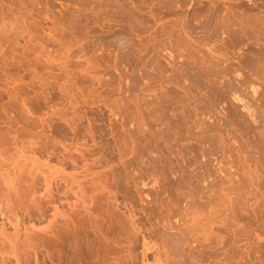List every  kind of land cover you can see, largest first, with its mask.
Returning a JSON list of instances; mask_svg holds the SVG:
<instances>
[{"label":"rangeland","instance_id":"374dc122","mask_svg":"<svg viewBox=\"0 0 264 264\" xmlns=\"http://www.w3.org/2000/svg\"><path fill=\"white\" fill-rule=\"evenodd\" d=\"M26 184L40 244L0 264H51L57 204L87 241L136 236L133 264L143 235L150 264H264V0H0L3 212Z\"/></svg>","mask_w":264,"mask_h":264},{"label":"bare ground","instance_id":"6f19581e","mask_svg":"<svg viewBox=\"0 0 264 264\" xmlns=\"http://www.w3.org/2000/svg\"><path fill=\"white\" fill-rule=\"evenodd\" d=\"M45 142V141H43ZM41 142V143H43ZM36 143V142H35ZM52 143V142H51ZM50 143V144H51ZM38 144H39V141H38ZM47 144V142H46ZM46 144L44 143L43 146H46ZM37 145V143H36ZM65 146V144L63 145ZM67 146V145H66ZM37 147V146H36ZM48 147V146H47ZM58 147V146H57ZM68 147V146H67ZM67 147L65 149H67ZM78 147V146H77ZM76 147V148H77ZM40 148V147H39ZM79 148V147H78ZM38 149V148H37ZM80 149V148H79ZM79 149H77L79 151ZM67 151V150H66ZM84 151V150H83ZM63 152V151H62ZM70 152V151H69ZM80 152V151H79ZM68 153V152H67ZM73 153V152H72ZM72 153H69L68 156L70 158V160L72 159V162H74L75 160H73L74 158V155L75 154H72ZM81 153V152H80ZM83 153V152H82ZM61 154V153H60ZM86 154V153H84ZM64 156V153L61 154ZM60 155V156H61ZM56 156V155H55ZM79 156V155H78ZM86 156V155H85ZM66 159L68 157H65ZM65 158H60V161L61 159H65ZM68 158V159H69ZM65 159V160H66ZM77 159V158H76ZM84 159V158H83ZM86 159V158H85ZM63 162V161H62ZM78 162V161H77ZM66 163V162H65ZM71 163V162H70ZM75 163V162H74ZM86 164V163H85ZM75 165V164H74ZM87 165V164H86ZM30 169V168H29ZM28 169V170H29ZM19 170V169H18ZM21 172H22V169H20ZM24 170V169H23ZM34 170V169H33ZM25 171V170H24ZM32 170L30 171H26L28 173V175H33L31 173ZM86 171V170H85ZM20 172V171H19ZM82 172V171H81ZM90 172V171H89ZM18 174V173H17ZM75 174V173H74ZM87 174H90V173H87ZM86 173L84 175H87ZM19 178V182L22 181V180H28V176L27 177H24L23 175H20V173L18 175ZM76 176V175H75ZM31 177V176H30ZM35 176H33L31 179H34ZM77 177H78V174H77ZM80 177V176H79ZM97 177V176H96ZM16 178V177H15ZM62 178V177H61ZM65 178V177H64ZM68 178V177H67ZM17 179V178H16ZM30 179V178H29ZM69 179V178H68ZM97 179V178H96ZM67 180V179H66ZM65 180V181H66ZM93 180V179H92ZM63 181V180H62ZM69 181V180H68ZM68 181L66 182H63V183H66V184H62L61 185H64V186H56V189L55 191H52L50 194H49V201H52V202H55L56 201H61V199H63V196L65 198L68 197V191L71 187L73 186H70L71 182L68 183ZM72 181V179H71ZM96 180L94 179V182ZM78 181H73L72 183H76ZM93 182V181H92ZM93 182V183H94ZM18 183V182H17ZM60 183V182H59ZM81 183V182H80ZM19 184V183H18ZM79 184V183H78ZM30 185V184H29ZM29 185H25L23 187H21V185L17 188L14 192H12L11 194L8 193L9 195H13V197L11 196V199L13 200L12 204L8 205V209H9V214H6L8 212H3L2 210V207H0L2 213L5 215L6 214V218L8 220V222H10V224H12V226L14 227V231L12 232H5L6 231V228L2 227V229L0 230V235L2 234H5L4 236H6L5 238L0 237V254H1V251H8V249L12 250L13 249V252L15 251V253H19L18 251L19 250H22L23 248L27 249L26 251L24 252H27L29 253V249L30 248H35L36 245H38L37 247H39V242L38 240L35 238V230H34V233H30V232H33V228L29 231L26 230L27 232L25 233L24 231V235L22 234V237L20 235V228L18 227V222H19V216L18 215V211L23 209V211H25L24 213H27L28 215H32L31 214V210H30V207L28 208L27 207V204L29 205L30 202H32V198H33V202H34V198L35 197H30V201L29 203H27L25 205V201H28L26 198H29L27 197L28 195L31 194V191L33 192L32 188L33 186H29ZM73 185V184H72ZM80 186V185H78ZM17 187V185H16ZM93 187V186H92ZM15 188V187H14ZM34 189V188H33ZM72 189V188H71ZM83 189V188H82ZM10 190V189H9ZM35 191V189H34ZM33 194V193H32ZM31 194V195H32ZM3 196V195H2ZM25 199V200H24ZM93 199H94V196H93ZM92 197H91V200H93ZM70 203V202H69ZM58 205V204H57ZM55 205L54 206V219L52 218L51 220V227H50V238L49 242L51 245V254L49 253L48 256L50 257V260H51V264H111V260L109 257H107L105 255V251H109L111 249H113L114 251H119V250H122L124 248V243H127V246H128V253L126 255V260H125V263H122V262H117L116 264H133L135 262V260L137 259V255L136 253H134V249L136 247V236H134V238L132 236H127L125 238H121L120 240L117 239H114V238H99L95 241L91 240V241H87L85 239H83V237H81L79 235V233L83 230V224H84V216H81L79 215L77 212L76 209H74L73 205H76V204H72L70 205V208L71 212H65V210H59V207ZM7 206V205H6ZM43 202H42V207H43ZM18 209V211L16 210ZM40 210V209H39ZM86 210V209H85ZM82 212V211H81ZM90 215V214H89ZM13 217L15 218L16 217V222H14V219ZM170 217V216H169ZM92 217H89V219H91ZM97 220V218H95ZM96 220L91 219L92 223L93 221L95 222ZM62 221V224H60L59 222ZM168 221V220H167ZM14 224V225H13ZM168 227V225H170L171 223L170 222H167L165 223ZM164 224V225H165ZM173 225V224H172ZM118 225V221H111L110 222V226H109V229H113V228H116ZM174 226V225H173ZM169 228V227H168ZM141 229L145 230L144 232L146 233H152L154 231V229H151V228H144L142 227ZM23 231V230H22ZM42 237V236H41ZM38 238V237H37ZM43 240H44V237H42ZM47 238V237H45ZM47 238V239H48ZM223 240H221V243H224L225 242V237H222ZM36 239V241H35ZM41 239V238H40ZM45 239V240H47ZM143 239V242H142V245H143V249H142V254H143V261H142V264H150L146 261V257L148 255V252L149 250L153 249V245L150 246L149 245V242L146 240V235H143L142 237ZM42 241V240H41ZM40 241V242H41ZM44 242V241H43ZM46 242V241H45ZM52 242V243H51ZM47 243V242H46ZM36 244V245H35ZM43 244V243H42ZM53 247V248H52ZM157 247V246H156ZM20 248V249H19ZM2 249H6V250H2ZM19 249V250H18ZM17 250V252H16ZM165 252L167 253V249H164ZM65 251H73L74 252V255H72V257H68V260L67 261H64L63 263V257L65 258ZM156 254L158 252H160V250L157 248L155 250ZM25 253V254H27ZM103 253V254H102ZM17 254L16 255V262L19 263L20 262V256ZM95 255V256H94ZM62 258V259H60ZM67 258V256H66ZM4 259V257L2 258ZM93 259V260H92ZM4 261V260H3ZM137 261V260H136ZM163 258L161 256V254H159L156 258V263L155 264H168V263H163ZM116 262V261H115ZM175 264V263H174Z\"/></svg>","mask_w":264,"mask_h":264}]
</instances>
